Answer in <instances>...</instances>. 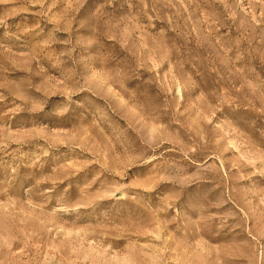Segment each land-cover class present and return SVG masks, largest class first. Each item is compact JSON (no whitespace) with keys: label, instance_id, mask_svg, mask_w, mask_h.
<instances>
[{"label":"rangeland","instance_id":"obj_1","mask_svg":"<svg viewBox=\"0 0 264 264\" xmlns=\"http://www.w3.org/2000/svg\"><path fill=\"white\" fill-rule=\"evenodd\" d=\"M0 264H264V0H0Z\"/></svg>","mask_w":264,"mask_h":264}]
</instances>
